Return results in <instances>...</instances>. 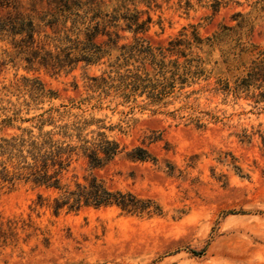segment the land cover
Wrapping results in <instances>:
<instances>
[{
	"label": "rangeland",
	"instance_id": "obj_1",
	"mask_svg": "<svg viewBox=\"0 0 264 264\" xmlns=\"http://www.w3.org/2000/svg\"><path fill=\"white\" fill-rule=\"evenodd\" d=\"M23 17L33 22L32 50L18 48L23 35L0 32V143L51 131L76 144V128L88 139L103 132L122 151L92 174L153 199L161 213L55 214L50 190L0 175V264H264V0H0V22ZM97 23L93 42L105 53L89 64L72 62L77 50L64 56L68 44L57 39L85 42ZM138 38L176 44L165 61L189 71L186 81L159 102L90 87L89 77L138 64L117 60ZM44 51L59 63L41 59ZM37 82L55 97L36 92ZM134 146L155 160H129ZM12 164L0 150V171L9 177ZM90 171L74 157L64 182Z\"/></svg>",
	"mask_w": 264,
	"mask_h": 264
},
{
	"label": "trees",
	"instance_id": "obj_2",
	"mask_svg": "<svg viewBox=\"0 0 264 264\" xmlns=\"http://www.w3.org/2000/svg\"><path fill=\"white\" fill-rule=\"evenodd\" d=\"M78 2L77 4L73 3V7L76 9L81 5V2ZM64 7L68 13H73L70 11L71 6ZM74 14L78 16L77 12ZM133 24H136V29H142V24L136 22H129L127 28L130 29ZM98 25L99 23L92 29L86 27L85 42H81L78 37L72 39L67 34L59 37L57 39L59 43L68 44L61 49L64 56L68 58L72 51L77 50L79 55L72 62L82 60L85 64H89L93 60L99 59L105 50L93 42V38L98 33ZM1 31L8 32L12 36L23 35L24 37L17 44L21 51L34 48L35 31L32 20L23 17L12 20L11 23L0 22ZM115 37L118 38L117 34ZM109 42L111 43L110 37ZM142 42L143 40L138 38L132 45H122L121 53L117 57V60L122 59L118 68L129 65L130 60L137 62V65L131 63L132 68H126L124 72L115 70L113 76L89 77L90 87L101 88L105 93L114 90L124 99H129L136 94H145L151 101L159 102L173 91L176 82L184 83L186 81V77L183 75L189 74V71L179 75L177 71L180 65L177 61H165L164 51L173 52L176 44L169 42V48L164 50L162 47H152L150 44L144 46ZM41 59L45 61L53 59L54 62L59 63V58H52V55L47 51L43 52ZM27 62L30 63L32 60H27ZM254 69L257 70V68ZM252 72L248 75V80L257 74L255 70ZM167 73H169L168 76ZM37 83L38 87L34 88L36 92L40 95L55 97V92L46 91L42 83ZM76 131L75 135L78 141L76 144L55 139L54 133L51 131H40L36 136L28 131L27 137L3 139L0 143V150L3 154H7L9 160L13 161V171L8 177L6 169L3 168L0 171L1 178L8 182H12L14 179L23 180L35 187L50 190L51 195L48 199L51 203L48 207L55 214L62 210L75 212L86 207H116L125 214L147 216L161 213L160 206L153 199L141 198L131 191L113 190L90 171L102 167L122 151L118 142L110 140L103 132L88 139L82 136L81 129L76 128ZM64 133L67 134V131ZM67 135L71 136V134ZM126 156L133 161L155 160L148 149L143 146H134L126 152ZM74 157L75 160L79 157L85 159L90 172L82 182L75 181L73 184H69L64 182V176ZM37 199L39 205H42V201L45 200L40 194Z\"/></svg>",
	"mask_w": 264,
	"mask_h": 264
}]
</instances>
